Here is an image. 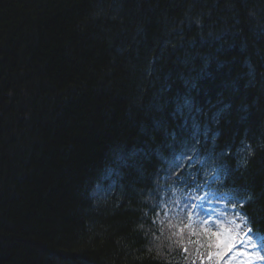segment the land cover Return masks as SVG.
<instances>
[{
    "label": "trees",
    "instance_id": "trees-1",
    "mask_svg": "<svg viewBox=\"0 0 264 264\" xmlns=\"http://www.w3.org/2000/svg\"><path fill=\"white\" fill-rule=\"evenodd\" d=\"M189 92L264 230V0H0V264H193L153 222Z\"/></svg>",
    "mask_w": 264,
    "mask_h": 264
},
{
    "label": "bare ground",
    "instance_id": "bare-ground-1",
    "mask_svg": "<svg viewBox=\"0 0 264 264\" xmlns=\"http://www.w3.org/2000/svg\"><path fill=\"white\" fill-rule=\"evenodd\" d=\"M169 36V34H168ZM227 37H231V33H229V31H226L224 33V35H222V39H226ZM168 41L169 38H168ZM205 47H209V45H205ZM180 51V50H179ZM210 67H204L206 68V72H210ZM249 70L246 71V73H243L244 75H249ZM191 101H189L188 103H192L193 109H189L187 112H185L183 114V116L181 117L180 121H182L181 125L179 127V136H183V137H198V138H203L206 137L208 135H210L211 133H213L215 131V129L218 127L217 123H218V114H216L217 112H215L216 110L219 111H223L225 112L227 109H229V105H225L221 103V100H214V99H210L209 97H204L205 94H202V96L200 95V98L197 99V97L199 96L198 93H191ZM186 95H184V100L187 98H189L190 96L185 97ZM180 101V100H178ZM226 103V102H224ZM202 108L201 110H199L198 108ZM211 110L210 113H208ZM215 110V111H214ZM208 113V114H207ZM207 117V118H206ZM214 118V119H213ZM228 123V121H227ZM229 125H235V123L233 122V119L229 120ZM201 126L200 131H197V128ZM236 127V126H235ZM219 129H221V127H219ZM183 140V139H182ZM238 141V140H237ZM183 148L180 149L179 145L176 143L172 144L173 147H171V154L166 153L165 157L162 158V162L160 161V163L156 166L157 170H161L162 167L164 166L163 163H167L173 156H175L178 153H181L182 150L185 149V142L184 144L182 143ZM174 161V158H172V161ZM175 163L176 165H178L177 162V157H175ZM158 176V175H157ZM162 176V175H160ZM164 178V177H163ZM160 194L161 192L159 191V189L156 190L155 192V196L153 198V208H163V205L161 204L160 201Z\"/></svg>",
    "mask_w": 264,
    "mask_h": 264
},
{
    "label": "rangeland",
    "instance_id": "rangeland-1",
    "mask_svg": "<svg viewBox=\"0 0 264 264\" xmlns=\"http://www.w3.org/2000/svg\"><path fill=\"white\" fill-rule=\"evenodd\" d=\"M187 138L192 139V141H195V140H196L195 137H191V136H189V137H187ZM204 145L207 146L208 143H205ZM211 145H212V144H211ZM211 145H210V146H211ZM212 148H213V145H212ZM159 219H160V221H162V222H163V221H166V220H171V221H173L172 218H164L162 215L159 216ZM173 219H174L175 221H177L179 218H178V217H174ZM173 222H174V221H173ZM179 222H180V221L175 222L176 226H177V223L179 224ZM193 228H194V232H195L196 235L198 236V238H199L201 244H202V245L205 244V234H204V232L201 230V228H202V223H199V222L195 223V225H194ZM257 262H261V263L264 262V258H263L262 256H257V255H255L254 257H252V260L250 261V264L257 263Z\"/></svg>",
    "mask_w": 264,
    "mask_h": 264
}]
</instances>
